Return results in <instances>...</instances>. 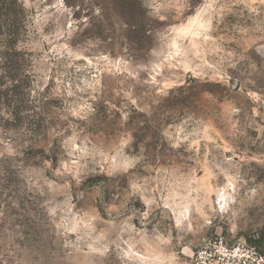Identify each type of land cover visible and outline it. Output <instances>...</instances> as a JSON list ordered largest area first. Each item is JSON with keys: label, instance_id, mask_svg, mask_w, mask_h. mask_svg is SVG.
<instances>
[{"label": "rangeland", "instance_id": "374dc122", "mask_svg": "<svg viewBox=\"0 0 264 264\" xmlns=\"http://www.w3.org/2000/svg\"><path fill=\"white\" fill-rule=\"evenodd\" d=\"M136 1L19 0V37L0 31L29 92L10 108L0 94V264H192L218 236L264 247V4ZM164 224L176 247L153 243Z\"/></svg>", "mask_w": 264, "mask_h": 264}, {"label": "trees", "instance_id": "16d2710c", "mask_svg": "<svg viewBox=\"0 0 264 264\" xmlns=\"http://www.w3.org/2000/svg\"><path fill=\"white\" fill-rule=\"evenodd\" d=\"M133 2L136 3L137 1L133 0ZM0 3L1 8L5 11V14L3 16H0V31H2V28H6L10 33L8 34V37L18 38V33H20L21 28L25 26L27 22L25 9L23 8L19 0H0ZM11 33H13V35H11ZM1 55L0 71L3 70L5 74H12L9 78V86H6L2 92L0 91V94L2 93L4 99L10 101V108L12 106H16L19 101L22 100L21 97L23 98L24 96L29 94V92H24L26 90V87L28 88V86H26L28 76L26 75V68L24 67V54L18 51L15 44H7ZM5 85V83L0 84V86ZM22 113L23 112H16L14 114V112H12L11 117L14 120L16 118H24L23 115H21Z\"/></svg>", "mask_w": 264, "mask_h": 264}, {"label": "built area", "instance_id": "2783aa9c", "mask_svg": "<svg viewBox=\"0 0 264 264\" xmlns=\"http://www.w3.org/2000/svg\"><path fill=\"white\" fill-rule=\"evenodd\" d=\"M192 264H264V247L218 236L200 246Z\"/></svg>", "mask_w": 264, "mask_h": 264}, {"label": "clouds", "instance_id": "9594fccd", "mask_svg": "<svg viewBox=\"0 0 264 264\" xmlns=\"http://www.w3.org/2000/svg\"><path fill=\"white\" fill-rule=\"evenodd\" d=\"M260 3L264 4V0H260ZM162 7L175 9L177 13L182 14V9L187 7V3H186V0H184L183 3L181 2V0H175L174 3L170 2L168 4L162 5ZM155 18L159 21H166L169 19L168 16L161 15V14H157ZM174 18L178 19L179 16H176ZM173 30L175 31V29H173ZM132 166L134 167L135 165H132ZM145 203H147V201H145ZM149 215H150V213H141V217H142L141 223H151V221H149V219H148ZM129 219H131V217H129ZM209 223H211V221H209ZM169 224H170V219H169ZM169 224L162 225L160 229H156V228L153 229V236L151 237L153 243L162 242L168 246L176 247V244H173V238L171 236V232L169 231ZM173 227H179V225H174ZM165 233H167L168 238L161 241V237L164 236ZM136 234L140 235V232H137ZM145 236H147L146 232L144 233V235H140L139 240H136L135 237H132L129 240L123 241V243L130 245V248H134V247H136V245L142 244ZM181 239H183V238L181 237ZM117 246L119 247V245H117ZM105 252H107V248H105ZM129 255L138 257L139 253L138 252L134 253V252H131V250H130ZM140 258L144 259L143 257H140Z\"/></svg>", "mask_w": 264, "mask_h": 264}, {"label": "snow or ice", "instance_id": "6c2138e0", "mask_svg": "<svg viewBox=\"0 0 264 264\" xmlns=\"http://www.w3.org/2000/svg\"><path fill=\"white\" fill-rule=\"evenodd\" d=\"M177 54H179V53H177ZM133 103H135V101H133ZM229 155H231V153H229Z\"/></svg>", "mask_w": 264, "mask_h": 264}]
</instances>
